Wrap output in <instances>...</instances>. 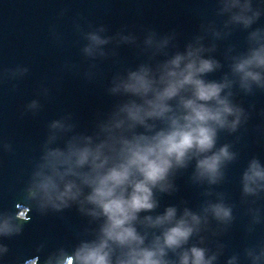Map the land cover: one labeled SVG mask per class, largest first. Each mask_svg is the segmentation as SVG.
Here are the masks:
<instances>
[{"label":"clouds","instance_id":"obj_1","mask_svg":"<svg viewBox=\"0 0 264 264\" xmlns=\"http://www.w3.org/2000/svg\"><path fill=\"white\" fill-rule=\"evenodd\" d=\"M217 15L227 17L223 26L230 35L234 27L252 29L264 10L254 7L253 0H219ZM213 25L208 31L220 38ZM105 31L101 26L85 34L90 44L84 52L89 57L95 58L94 47L137 43L134 35L99 34ZM175 39V33L158 38L155 31L148 32L142 49L150 53L147 62L114 77L110 94L127 99L99 120L94 134H74L64 147H53L75 125L68 122L70 116L50 123L43 155L25 188L26 207L47 214L76 205L97 227L91 230L92 238L80 240L71 252L58 249L44 264H216L223 245L215 252L203 246L207 215L175 205L157 212L161 206L157 193L171 195L173 178L192 161L193 179L216 184L223 178L222 167L237 159L231 144L217 147L219 134L237 132L248 119L233 100L237 86L246 94L254 87L264 90V28L249 32L246 51L229 55V72L220 79L208 78L224 67L212 55L215 43L205 46V37L199 35L183 51L170 53ZM107 55L101 48L99 56ZM27 71L17 69L11 75ZM27 107L37 110L40 105L34 100ZM242 191L246 196L264 192V164L259 158H252L243 172ZM203 212L221 222L233 220L232 207L223 202L211 203ZM5 215L0 237L20 234L29 220ZM194 237L198 243H192ZM7 252L8 247L0 244V255ZM246 255L251 264H262L264 247L247 249ZM238 260L234 255L227 264ZM37 261L40 264L39 257L28 264Z\"/></svg>","mask_w":264,"mask_h":264},{"label":"water","instance_id":"obj_2","mask_svg":"<svg viewBox=\"0 0 264 264\" xmlns=\"http://www.w3.org/2000/svg\"><path fill=\"white\" fill-rule=\"evenodd\" d=\"M253 5L264 10V0H253ZM218 7L219 0H0V223L6 213L19 214L20 205L29 206L25 188L43 155L53 120L70 116L68 122L75 125L73 132L52 145L64 147L74 134H94L99 120L127 99L111 95L109 89L114 77L147 62L150 53L142 49L149 31L158 38L175 33L170 53L183 51L188 42L203 35L205 46L217 45L212 55L224 65L208 78L220 79L229 72V55L247 50L249 32L264 28V15L252 29L234 27L228 35L223 26L227 17L217 15ZM212 23L220 38L208 31ZM101 26L106 28L101 36L134 35L137 43L94 47L95 58L89 57L84 52L90 44L85 34ZM101 48L106 57L99 56ZM23 68L28 71L11 75ZM234 92V102L245 109L248 119L237 132L219 134L217 147L231 144L230 150L237 153L235 161L222 167L223 178L216 184L193 179L192 161L173 178L171 195L157 193L161 204L157 212L175 205L181 211L188 207L207 215L203 246L215 252L223 245L216 264H227L234 255L238 264H251L246 250L264 247V192L246 196L242 191V174L249 161L256 157L264 164V90L254 87L246 94L237 86ZM34 100L40 107L28 109ZM220 202L232 207L233 220L221 222L203 212L209 204ZM26 214L29 220L20 234L0 237V244L8 247L0 255V264H28L37 257L44 264L58 249L71 252L80 240L92 238L91 230L97 227L80 215L76 205L60 216L52 211L41 214L34 207L27 208ZM198 242L194 237L192 243Z\"/></svg>","mask_w":264,"mask_h":264},{"label":"flooded vegetation","instance_id":"obj_3","mask_svg":"<svg viewBox=\"0 0 264 264\" xmlns=\"http://www.w3.org/2000/svg\"><path fill=\"white\" fill-rule=\"evenodd\" d=\"M26 210H27V207L26 205H20L19 206V214L23 217H27V214H26ZM80 213V212H79ZM57 214L60 216L61 212H57ZM81 215V213H80ZM82 219V218H81Z\"/></svg>","mask_w":264,"mask_h":264}]
</instances>
